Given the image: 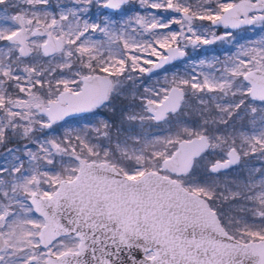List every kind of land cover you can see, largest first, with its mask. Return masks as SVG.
<instances>
[{"label":"snow or ice","instance_id":"snow-or-ice-1","mask_svg":"<svg viewBox=\"0 0 264 264\" xmlns=\"http://www.w3.org/2000/svg\"><path fill=\"white\" fill-rule=\"evenodd\" d=\"M0 264H264V0H0Z\"/></svg>","mask_w":264,"mask_h":264},{"label":"rangeland","instance_id":"rangeland-1","mask_svg":"<svg viewBox=\"0 0 264 264\" xmlns=\"http://www.w3.org/2000/svg\"><path fill=\"white\" fill-rule=\"evenodd\" d=\"M250 35H255V33H250ZM209 49H214V50H217V51H221L223 49V46L221 44L206 46V50H209Z\"/></svg>","mask_w":264,"mask_h":264},{"label":"flooded vegetation","instance_id":"flooded-vegetation-1","mask_svg":"<svg viewBox=\"0 0 264 264\" xmlns=\"http://www.w3.org/2000/svg\"><path fill=\"white\" fill-rule=\"evenodd\" d=\"M220 31H223V29H221Z\"/></svg>","mask_w":264,"mask_h":264}]
</instances>
